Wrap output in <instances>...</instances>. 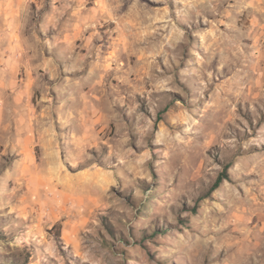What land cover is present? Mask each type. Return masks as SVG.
Listing matches in <instances>:
<instances>
[{
    "label": "rangeland",
    "instance_id": "374dc122",
    "mask_svg": "<svg viewBox=\"0 0 264 264\" xmlns=\"http://www.w3.org/2000/svg\"><path fill=\"white\" fill-rule=\"evenodd\" d=\"M0 264H264V0H0Z\"/></svg>",
    "mask_w": 264,
    "mask_h": 264
}]
</instances>
